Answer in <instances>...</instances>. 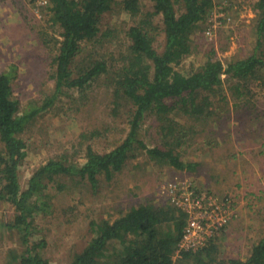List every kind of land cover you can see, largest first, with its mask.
I'll use <instances>...</instances> for the list:
<instances>
[{"label": "trees", "instance_id": "trees-1", "mask_svg": "<svg viewBox=\"0 0 264 264\" xmlns=\"http://www.w3.org/2000/svg\"><path fill=\"white\" fill-rule=\"evenodd\" d=\"M31 1L36 4V0ZM143 1L146 0H49L47 5H39L40 10L48 11L47 22L56 26L51 75L55 87L28 110L20 106L13 93L10 73H0V200L12 202L17 208L14 219L4 223L5 228L16 233V244L8 249L7 264H53L44 256L46 239L38 235L40 229L35 221L55 209L52 187L58 191L71 187L64 177L71 181L80 178V184L87 182L96 188L100 175L111 179L141 151L159 165L193 170L197 163L185 161L181 149L196 136L197 127L203 129L215 121L216 111L210 107L216 103V96L226 100L224 81H231L238 99L248 96L252 83L264 87V0L254 5L257 17L251 24L256 37L253 53L232 59L227 65L217 57L214 40L206 34L212 28V9L218 2L149 0L153 8L144 9ZM233 6L232 0L223 5L222 23L232 19L229 8ZM114 8L127 12L134 20L124 31L122 42L113 37L115 30L102 31L104 15ZM201 30L208 39L205 46L199 44ZM104 43L119 50H112L109 60L97 52ZM194 54L204 58L201 65L190 70L179 67ZM101 79L103 85H98ZM96 86H104L106 95L109 93L106 109L112 120L126 116L130 124L126 138L105 152L87 145L81 163H70L65 156L50 158L33 172L23 189L19 171L27 155V143L21 133L27 124L59 98L69 95V89H80L85 101L94 102L96 95L91 97L97 92ZM148 116L153 117L158 129L153 147L141 135ZM103 132L95 127L82 135L87 133L85 137L97 139ZM165 198L161 204L149 201L133 205L114 220L91 221L94 236L86 247L73 253L68 264H213L217 235L197 250L177 252L187 213ZM231 262L264 264V235L245 260Z\"/></svg>", "mask_w": 264, "mask_h": 264}, {"label": "rangeland", "instance_id": "rangeland-1", "mask_svg": "<svg viewBox=\"0 0 264 264\" xmlns=\"http://www.w3.org/2000/svg\"><path fill=\"white\" fill-rule=\"evenodd\" d=\"M214 1L222 7L228 3V0ZM232 1L234 6L229 8L232 19L227 23L218 22L215 32L208 38L214 40L217 57L225 65L232 59L252 54L256 40L251 24L257 17L254 8L257 0ZM143 5L144 9L153 8L149 0L143 1ZM40 8L31 0H0V73H10L13 93L25 110L36 101H43L55 87L51 75L56 53L53 43L56 26L47 22L46 8ZM133 22L127 12L114 8L104 15L102 31L115 30L113 37L122 42L125 41L124 31ZM201 33L202 30L198 33L199 44L205 46L208 39ZM106 44H98L97 52L109 60L111 51L119 50L113 44L110 48ZM203 61L202 56L194 54L179 67L190 70ZM222 77L226 80L225 74ZM98 85H103L102 79ZM96 87L97 92L91 97L94 99L96 95L94 102L85 101L80 89H69V95L59 98L27 124L21 133L27 143V155L19 171L23 189L27 188L33 172L50 158L64 159L65 156L70 163H81L87 145L92 144L105 152L126 138L130 127L126 116L112 120L106 109L109 93L107 91L106 95L104 86ZM223 87L227 101L216 96V103L210 107L216 111L215 121L206 128L197 127L196 136L188 139V144L181 149L185 161L197 163L193 170L159 165L141 151L111 179L100 175L96 188L87 182L80 184V178L71 181L64 177L71 189L58 191L55 186L49 189L56 207L35 221L40 229L38 235L46 239L42 249L44 256L53 264H68L73 253L86 247L94 236L91 221L114 220L133 205L144 202L164 203L167 193L163 191L169 184L192 182L199 190H211L220 199L228 197L236 213L217 234L213 264L245 260L254 243L264 235V87L258 82L252 83L248 96L239 99L231 81H224ZM88 89L89 94L92 87ZM95 127L104 131L101 137L89 139L84 136L87 133L82 135L83 131ZM157 134L153 117L148 116L141 135L149 147L157 144ZM16 213L15 204L0 200V264H7L8 249L16 244L13 242L16 233L4 227Z\"/></svg>", "mask_w": 264, "mask_h": 264}, {"label": "built area", "instance_id": "built-area-1", "mask_svg": "<svg viewBox=\"0 0 264 264\" xmlns=\"http://www.w3.org/2000/svg\"><path fill=\"white\" fill-rule=\"evenodd\" d=\"M48 3L49 0H36L37 7ZM216 5L211 15L212 28L206 31L208 36L214 32L218 26L216 24L221 23V18L225 15L222 4ZM163 192L167 193L173 205L187 213L183 233L177 245L178 253L181 250H197L205 246L236 214L228 197L220 199L213 192L199 190L192 182L186 185L171 183Z\"/></svg>", "mask_w": 264, "mask_h": 264}]
</instances>
